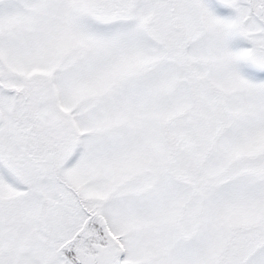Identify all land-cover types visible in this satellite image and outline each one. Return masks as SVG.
<instances>
[{
	"label": "snow or ice",
	"instance_id": "obj_1",
	"mask_svg": "<svg viewBox=\"0 0 264 264\" xmlns=\"http://www.w3.org/2000/svg\"><path fill=\"white\" fill-rule=\"evenodd\" d=\"M0 264H264V0H0Z\"/></svg>",
	"mask_w": 264,
	"mask_h": 264
}]
</instances>
